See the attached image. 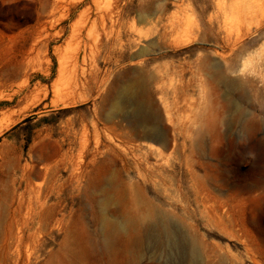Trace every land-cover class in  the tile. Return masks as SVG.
Segmentation results:
<instances>
[{
  "label": "rangeland",
  "instance_id": "obj_1",
  "mask_svg": "<svg viewBox=\"0 0 264 264\" xmlns=\"http://www.w3.org/2000/svg\"><path fill=\"white\" fill-rule=\"evenodd\" d=\"M0 118V264H264V0H0Z\"/></svg>",
  "mask_w": 264,
  "mask_h": 264
},
{
  "label": "bare ground",
  "instance_id": "obj_2",
  "mask_svg": "<svg viewBox=\"0 0 264 264\" xmlns=\"http://www.w3.org/2000/svg\"><path fill=\"white\" fill-rule=\"evenodd\" d=\"M96 3H97V0L96 1L94 0V4ZM248 8L249 7H247V9ZM132 9L133 7L131 5H126L120 9L117 8L116 6L115 7L109 6L104 11L100 12V10H98L97 14L102 22L108 19L110 24H114L115 22L118 23L119 19L125 12L129 13ZM141 53L142 51L139 52V54ZM61 70L59 69L60 72ZM218 80L228 92L240 86L239 82L235 80H226L223 78L218 79ZM121 95H122L121 98L119 99V101L116 103V106L112 110V117L114 119L117 118L119 122H124L129 126L135 125L137 127L144 128L146 130L144 134V138L149 139L155 143H162L163 145H166L167 141L164 139V136L161 134V132L158 129L159 118H158L157 112L151 106V104L144 102L143 88H137L136 90H132L131 88H124L122 90ZM0 120H3V119L0 118ZM2 122L3 121H1L0 124H2ZM183 210L187 212V207L184 206ZM156 225L157 227L158 226L161 227L160 231H162L161 233L163 234V236H165L166 238L173 237L164 219H161V220L158 219L156 222ZM118 228H122V226ZM149 228H150L149 226H146L147 230ZM149 231L151 232V229ZM149 236L152 238L154 242H159L160 240L159 236L157 235L149 234ZM178 237L181 239L183 238V235L178 234ZM190 255H191V258L189 259V264H198L197 259H196L197 256L195 255V252L191 251ZM177 264H186V262L184 261V258L181 257L180 261Z\"/></svg>",
  "mask_w": 264,
  "mask_h": 264
}]
</instances>
